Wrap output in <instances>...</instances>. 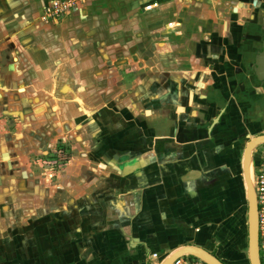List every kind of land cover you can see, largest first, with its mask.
I'll return each mask as SVG.
<instances>
[{"label": "crops", "instance_id": "crops-1", "mask_svg": "<svg viewBox=\"0 0 264 264\" xmlns=\"http://www.w3.org/2000/svg\"><path fill=\"white\" fill-rule=\"evenodd\" d=\"M50 1L0 0V264L248 259L264 0Z\"/></svg>", "mask_w": 264, "mask_h": 264}, {"label": "water", "instance_id": "water-1", "mask_svg": "<svg viewBox=\"0 0 264 264\" xmlns=\"http://www.w3.org/2000/svg\"><path fill=\"white\" fill-rule=\"evenodd\" d=\"M257 75L264 81V41L262 48L257 56ZM264 144V133L252 137L243 154V171L247 189L248 199V235H247V256L249 264H263L260 255V218L259 204L253 182V152L259 146ZM193 256L201 259L206 264H226L214 253L198 245H185L174 251L166 257L161 264H172V262L181 256Z\"/></svg>", "mask_w": 264, "mask_h": 264}, {"label": "built area", "instance_id": "built-area-1", "mask_svg": "<svg viewBox=\"0 0 264 264\" xmlns=\"http://www.w3.org/2000/svg\"><path fill=\"white\" fill-rule=\"evenodd\" d=\"M79 0H51L43 9L41 19L46 23L57 22L78 6ZM153 5L147 6V9ZM253 182L259 204L260 218V255L264 259V151L259 157L257 164H253ZM172 264H206L193 256H181Z\"/></svg>", "mask_w": 264, "mask_h": 264}, {"label": "rangeland", "instance_id": "rangeland-1", "mask_svg": "<svg viewBox=\"0 0 264 264\" xmlns=\"http://www.w3.org/2000/svg\"><path fill=\"white\" fill-rule=\"evenodd\" d=\"M57 147L58 148L54 152L52 157H56L57 160L63 159V158H65L64 160H66V158L67 159L70 158V156L72 155V151L71 150H67L66 151L61 143H59ZM56 158H54L55 159L54 161H56Z\"/></svg>", "mask_w": 264, "mask_h": 264}, {"label": "trees", "instance_id": "trees-1", "mask_svg": "<svg viewBox=\"0 0 264 264\" xmlns=\"http://www.w3.org/2000/svg\"><path fill=\"white\" fill-rule=\"evenodd\" d=\"M236 262V264H249V261H248V259L247 258H241L239 261L237 260V261H235ZM226 263V262H225ZM262 263L264 264V260H262ZM226 264H228V263H226Z\"/></svg>", "mask_w": 264, "mask_h": 264}]
</instances>
